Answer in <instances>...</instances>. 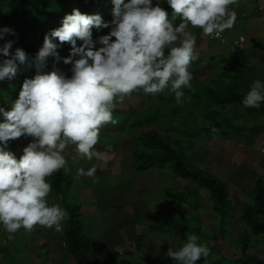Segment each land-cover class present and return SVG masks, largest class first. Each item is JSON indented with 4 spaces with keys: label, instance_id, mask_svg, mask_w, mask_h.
Segmentation results:
<instances>
[{
    "label": "clouds",
    "instance_id": "clouds-1",
    "mask_svg": "<svg viewBox=\"0 0 264 264\" xmlns=\"http://www.w3.org/2000/svg\"><path fill=\"white\" fill-rule=\"evenodd\" d=\"M111 3L110 22L100 14L73 9L60 27L45 34L42 47L32 58L21 48L11 52L15 41L5 38L17 33L0 27V41H5L0 45V82L13 80L20 66L35 68V75L24 79L11 109L0 107V226L10 234L21 228L30 232L36 226L62 232L68 213L59 204H49L48 178L68 170L65 149L74 146L77 156L88 161L106 160L107 154L95 148L100 129L117 120H113L117 103L137 91L156 97L170 89L176 103H183L184 90L191 88L193 79L190 66L199 58L190 28L219 38L237 20L230 6L238 0ZM162 3L172 10L170 18ZM177 20L180 22L174 26ZM93 29L108 32L94 39ZM239 39L235 44L243 43ZM65 43L70 51L62 58L58 48ZM49 58L53 59L50 71L46 70ZM60 62L70 65V75L56 67ZM262 103L264 81L257 79L242 104L258 109ZM21 137H30L31 142L18 158L9 144ZM96 171V165L87 170L81 167L76 175L93 178ZM209 255L210 249L196 235L167 252L174 264H197Z\"/></svg>",
    "mask_w": 264,
    "mask_h": 264
},
{
    "label": "rangeland",
    "instance_id": "rangeland-1",
    "mask_svg": "<svg viewBox=\"0 0 264 264\" xmlns=\"http://www.w3.org/2000/svg\"><path fill=\"white\" fill-rule=\"evenodd\" d=\"M165 6H167L166 3L161 4L162 8ZM169 11L170 10H168L170 16L171 13ZM2 14H4V12H2ZM244 19L245 17L241 15L239 21L238 19L236 20L233 28L229 29V32L222 33V37L220 36L218 39L225 38V40H227L228 38H231V36L234 38L244 36L242 31L245 29V23L249 21V19L246 21ZM4 21V17L0 15V23ZM250 21L251 23L253 22L251 19ZM179 22L180 21L177 20L174 26H177ZM259 23L262 24V26L259 24V29L261 28L259 31V41L251 40V42L245 43L249 37L244 36L246 40L243 39V43L236 44V47L243 50L242 47H244V49H249L255 45L258 47V50H264V21H259ZM192 32L195 33V31ZM197 33L198 32L195 34ZM225 34L227 36H225ZM195 39L198 43L209 42L201 37ZM3 43V41L0 42V45ZM224 46H226V44H224ZM259 46L262 48H259ZM234 49V46H228V50ZM258 50L256 52H249H253L255 56L259 57ZM198 51V60L194 61L192 66H190L193 68L192 80L204 82V84L210 82L209 87L215 88L218 85V82L212 84V80H216L218 77L215 76V74H218L222 71L224 66H227L229 68L227 70L231 73H235L236 75V72H239L237 74L244 76L246 80L251 81L241 87V91H249L253 81L257 79L264 81V65L259 64V61L257 60H251V64H249L246 69H237L239 70L237 71V65H233L231 62V60H234L235 57L237 58L236 54L227 51L224 53L216 46L206 47L205 50L202 51L200 49ZM207 57H210L211 60H208ZM240 58L241 57H238V59ZM20 70L22 73H20ZM210 76H212L211 79ZM16 77L11 81L5 80L0 82V97L8 99L18 97L22 83L26 78L22 66H20ZM196 86L198 88H195V90L193 89L189 95L184 98V102L181 104H176L175 99L171 98L169 93H163L167 98L163 97L161 102L164 106L161 110H159V113L157 114L156 110H152L156 108H152L150 117H144L141 119V116H139V118L133 120L134 128L137 129L143 124L146 125V123H149L151 126L145 127V130H152L158 127L157 131H160L161 133L178 141L183 146H186L189 141L187 134L183 132L175 133V130H170L171 127H177L180 129H186L188 127L187 130H191V128L196 130L203 125L204 122L202 121V116L207 113L208 108H210V110L216 109L225 116L231 124L230 128H226L229 129L228 131H230V135L236 134V128L242 129L246 127V130L249 129V127L252 128L253 125L257 123V119L259 124L262 123L264 126V116L259 117L258 115H247L237 105L216 108L205 98L203 91H200L203 85L199 86L197 84ZM199 87L201 89H199ZM145 102L147 101L142 103ZM1 104L2 102L0 100V107ZM125 104L132 107L128 101L125 102ZM148 107H151L150 103H148ZM181 107H184V111L181 112L184 114L179 115ZM7 108H5V110H10L9 107ZM174 109L176 111L172 114V117L169 112ZM120 113L121 112H113V120H116ZM132 113V115L138 117L137 110H132ZM128 115L129 114H123L121 119H117L114 123L110 122V130L108 131V134H102L96 146L101 147L102 149L112 150L116 140H118L117 144L121 143L120 138L122 135V144H125L122 147L124 153H130L134 146H137L138 144L135 139L136 137L133 135H127L128 137H135L132 138L134 140L128 139L124 136V134H120L119 131H113L115 127L124 125L123 121L128 117ZM0 122H2V118H0ZM123 128L124 127H120L121 133H126L125 130H122ZM131 132L137 135L138 130ZM245 135L246 133L232 138L231 140H220L215 137H207L204 135L195 137L193 154L188 156L190 162L194 166L198 167V169H201L204 172L208 171L213 176L226 183L231 206L233 207V213L231 215L233 222L229 224L226 234L220 237L217 241L209 238L199 239V243L205 244L209 249L213 247L216 248L217 252L226 259H235L237 257L236 246L238 245L240 234L244 231L243 225L239 219L240 212L243 204L252 206L251 188L253 187L255 177L258 178V175H256L257 173H255L257 172V169H254V166L252 167V165H249L247 162V156L250 153L249 150L251 147L248 146L245 139L242 138V136ZM253 144L256 146L258 144L261 145L260 149L264 150V135H260V138L257 137ZM68 157L73 160L72 154ZM130 162L132 163V168L124 171L123 174L114 175V178L97 175L93 178H87L81 182H76L74 180L75 175L70 167H67V171L61 169L60 172L66 175L68 180L63 183L62 191L58 192L53 189L52 184L54 183L51 178H48V182L51 184V192L48 197L49 204H59L67 211V213L73 208L75 209L80 219L82 231L90 243L91 250L95 253V260H98L99 264H174L172 259L167 256L166 252H168L169 248L173 250L178 249L186 241L182 240L179 237V234L170 237L169 234L153 232L150 227L159 220H178V217L174 212V208L178 211L179 208L186 207L188 209L187 215L189 216V211L194 213V205L199 204L197 213H199L202 218V224L206 229L212 231L215 230V219L208 216V213L211 210V202L208 195L204 190L194 186L199 193V196L195 195L192 192L193 186H190L192 188L187 190V193L189 194H185L183 198H178L177 201H174L175 203L172 202V206L171 201L168 200L165 193L168 192V190H179V192H182V189L188 184V182L175 177L170 172L168 166L162 169L159 164H155L149 170L138 173L134 169L132 156L130 158ZM80 163L82 165H86L88 161L86 160ZM138 179L143 182L145 187L133 184V182ZM262 181L264 180L262 179ZM111 188H114L113 198L115 199V205H117L116 200L121 199L123 205L129 202L132 203V209H128V207H126L125 210L127 212L126 214L130 216V219L136 221V224L133 227L136 235L144 236V246L141 250H136L137 246L134 245V241H128L124 238L125 233H127L126 229L119 227L116 230L118 233L115 231L114 234L120 235L122 243L114 245L115 248L110 251V255H106L104 251H101L100 253L93 249L91 244L93 239L97 235L102 234L103 230L109 228L110 225H114L115 218L114 216L110 217V212L108 211L113 207V204L111 203L113 199L109 197L111 194ZM122 189L126 191L127 195L123 193L124 196L121 195L116 198L115 192ZM185 202H188L191 208L186 206ZM122 204L120 202L119 205ZM82 210L83 213L81 212ZM179 215H182L181 211L179 212ZM195 215L196 214H194V216ZM181 218L184 217L181 216ZM190 224L195 225L194 222ZM3 230V227L0 226V239L4 237ZM119 231H121V233H119ZM5 236H15V238L13 241L6 240L9 241L7 244H4V240L0 241V264H74L71 256H69L66 252L64 238L62 237L61 232L57 233L53 229L36 226L30 232L25 231L23 228L14 234H10L5 231ZM47 237L53 240L54 246L53 244L49 245V239L47 240ZM43 240L44 243H42ZM262 246L263 245H260L259 248H263ZM9 247L12 249L8 252ZM107 247H109V249L111 248L110 245H107ZM161 252L165 253V256L161 257ZM112 253L114 256H111Z\"/></svg>",
    "mask_w": 264,
    "mask_h": 264
},
{
    "label": "trees",
    "instance_id": "trees-1",
    "mask_svg": "<svg viewBox=\"0 0 264 264\" xmlns=\"http://www.w3.org/2000/svg\"><path fill=\"white\" fill-rule=\"evenodd\" d=\"M112 8L113 5L111 0H1L0 15L4 17L5 21L0 23V26L10 27L17 33L15 37L6 36L5 38V40L15 41L10 51L14 53L16 48H21L32 58L42 47L45 34L50 30L60 27L63 17L66 14H71L73 9H78L82 14H100L105 22H110L112 19ZM2 12H4V14H2ZM92 31L94 39L98 35L108 32L107 29L100 33H97L95 29ZM54 42L59 44L58 41ZM259 48L262 47L259 46ZM69 51L70 46L66 43L60 45L58 48L59 55L62 58H66ZM248 54L250 53H246V55ZM258 55L259 57L252 53V55H250L252 57L251 60H257L259 64L264 65V50L260 49ZM52 65L53 59L49 58L48 68L46 70H52ZM56 67L70 75V65L67 66L60 62ZM22 68L26 78H32L35 75L34 67L29 68L25 65L22 66ZM238 68L241 69L239 66ZM227 69L229 68L224 66L222 71L215 75L218 76L216 80H212V84L218 82L215 88L209 87L210 82L205 84L204 82L198 83L199 86L203 85L202 89L200 87L199 89L203 91L205 98L216 108L237 105L247 115H258L259 117H263L264 103H262L258 109L246 108L243 106L242 101L248 91H241V87L244 86L246 79L235 77V73H231ZM20 73H22L21 70ZM211 78L212 76H210V79ZM0 100L2 105H4L10 103L12 99L0 97ZM175 111L176 110L170 111V116H172ZM183 111L184 107H181L179 112L181 113ZM121 115L122 113H120L117 119H119ZM150 115L151 111H149V116L144 117H150ZM144 117H141V119ZM202 121L205 124L203 123V125L196 130L192 128L191 130H187L188 127L186 129L171 127L170 130H175V133L183 132L187 134L189 141L186 146H183L178 141L157 131L158 127L152 130H145V127L151 126L149 123H146V125L143 124L137 129L134 128L133 123L130 127L124 126L122 129H131V131L138 130L136 136L138 150L132 153L136 172L140 173L147 171L155 164H159L162 169L168 166L170 172L175 177L188 182L182 189V192H179V190H168V192L165 193L168 200L171 201V205L172 202L175 203L174 201H177L178 198H183L185 194L188 195L189 193H187V190L192 188L190 186H193L192 192L195 195L199 196V193L194 186H197L207 193L211 202V210L208 216L215 219V230L206 229L202 224V218L199 213H197L199 204L194 205L195 212L191 213V211H189V216L187 215L188 209L186 207L179 208L178 211L174 208L178 220H159L150 227L151 231L169 234L170 237L179 234V237L184 241L191 235H196L199 239L209 238L217 241L226 234L229 224L233 222L231 219L233 207L231 206L226 183L213 176L210 172H204L198 169V167L194 166L188 159V156L193 154L195 137L204 135L207 137H215L220 140H231L232 138L246 133L242 138H244L247 143L253 144L257 137L264 135V126L262 123L259 124L258 119L257 123H255L252 128L249 127L247 130L246 127L242 129L236 128V134L230 135L229 129L226 128H230L231 124L225 116L216 109L210 110V108H208L207 113L202 116ZM213 128H215V131H212ZM50 178L54 183L52 184L53 189L58 192L62 191L63 183L68 180L67 176L60 171ZM251 201L252 206L243 204L240 212L239 219L243 225L244 231L240 234L238 245L236 246L237 257L235 259H226L213 247L210 248L209 257L206 260L202 258L197 264H264V181L257 177H255L253 187L251 188ZM185 205L191 208L188 202H185ZM180 211L182 212L181 216L184 218H181L179 215ZM194 214L196 215L194 216ZM193 222L195 225L190 224ZM61 233L64 238L66 252L71 256L74 264H99L98 260H95V253L91 250L90 243L82 231L80 219L74 208L68 211V218L64 221L63 231ZM143 237L144 236H137L135 232L132 234V240L137 246L136 250H141L144 246ZM260 245H263V248L260 247V249ZM110 251L112 250L105 248L104 253L110 255ZM113 253L111 256H114ZM163 256H165V253L161 252V257Z\"/></svg>",
    "mask_w": 264,
    "mask_h": 264
},
{
    "label": "crops",
    "instance_id": "crops-1",
    "mask_svg": "<svg viewBox=\"0 0 264 264\" xmlns=\"http://www.w3.org/2000/svg\"><path fill=\"white\" fill-rule=\"evenodd\" d=\"M164 9L166 11L170 10L169 11L170 13L172 12V10L168 6H165ZM230 9L236 12L238 21H239V18L241 17V15L245 17V19H244L245 21L247 19H249V21L245 23V29L242 31L243 35L245 37H249V39L246 40L244 38V36H240L246 40L245 43L251 42V40L259 41V31L261 30V28L259 29V24L262 26V24L259 23V21H261V22H262V20L264 21V0H238V3L235 5H231ZM170 16H169V18H170ZM250 19L253 21L252 23H251ZM263 29H264V25H263ZM190 31H195V33L198 32L197 34L192 32L193 35L195 36V38L201 37L202 39H206L209 41L208 43L196 42V47L198 50L201 49L203 51V50H205L206 47L216 46V47L220 48L222 50V52H224V53L227 51V52L236 54L237 58L235 57L234 60H231L233 65H237L236 70L239 69L238 65L240 68L243 67V65H244V67L241 69H246V67L251 63L252 57L250 55H252L253 52H256L258 50L257 49L258 47L255 45L250 47L249 49H247V48L244 49V47H242L243 50L236 47L237 45L235 44V42H237V39L240 38L239 36L237 38H234L231 36V38H228L227 40H225V38H222V39L215 38L214 35L213 36H204L202 34V30H200L199 28H190ZM226 32H229V30H225V32H223V33H226ZM103 34H105V33H103ZM225 36H227V35L225 34ZM224 44H226V46H224ZM228 46H234L235 49L234 50H228ZM249 51H253V52L250 53ZM258 52H259V50H258ZM246 53H250V54L246 55ZM165 54H167V50H166ZM238 57H241V58L238 59ZM207 59L211 60L210 57H207ZM192 64H191V66H192ZM189 71L192 73V76H193V68L190 67ZM237 71H239V70H237ZM237 73H239V72H236L235 77H239L240 79H242V78L245 79L244 76H241ZM215 75H217V74H215ZM240 82H241V80H240ZM248 82H251V81L246 80L244 82V86H245V84H248ZM198 83L199 82H197L196 80L191 81V88L184 90L185 91V97L187 95H189V93L193 89L195 90V88H198L196 86ZM165 92L169 93L170 97L175 99V94L173 92H171L170 89H165V91L163 93H165ZM163 93L158 94L156 97H152L150 95H145L142 91H137V92L133 93L131 96L126 97L123 102H118L117 106L113 112H121L122 115L123 114L124 115L129 114V115L123 121L124 125L123 126H117L119 128L115 127L113 129V131H119L120 134H124V136L128 139L135 138L137 135L132 133L131 129L130 130L124 129L126 131V133L125 132L121 133L120 127H124V126L130 127L131 125H133V123H134L133 120L136 119V116L132 115L133 114L132 110H137V114H138L137 116L138 117L139 116H141V117L149 116V111H152V110H156V112L158 113L159 110H161L164 106V104H162V102H161L163 100V97L167 98L165 96V94H163ZM16 99L17 98H15V100ZM15 100H13V98H12L10 103L4 104V105L1 104V107H4V108L9 107L11 109V105H12V103H14ZM127 101L130 102L132 107H129L127 104H125V102H127ZM144 101H147V102L142 103ZM139 102H140V104H139ZM148 103H150V106H151L150 108L148 107ZM135 107H137V108H135ZM152 108H156V109H152ZM181 114H184V113H180L179 115H181ZM122 115H121L120 119L122 118ZM109 130H110V127L107 124L104 125L100 129V136L102 134H108ZM128 130H129V132H128ZM127 135H130V136L133 135L135 137H130V136L128 137ZM122 137L123 136L121 135V138H120L121 143L117 144L118 140H116V143L114 144V147H112V150H110V149L106 150V149H102L101 147L95 146L97 151H100V152L107 154L108 158L104 161H97L95 159H93L92 161H88L85 158H80L77 156V153L75 151L74 146H69L68 148H66L65 149V157L68 160L67 167H70L73 174L75 175L74 180L76 182H81V181H84L88 178V177L77 178L76 170H77V168H81V167L87 170L88 168H91L93 165H96L97 171L95 173V176H97V175L103 176L104 175V176H109L112 178H114V175H119L121 173L123 174L124 171L130 170L132 168V163L130 162V158L132 156V153L138 150V144H137V146L136 145L134 146V148L131 150L130 153L125 154L124 150L122 148L125 145V144H122L123 143ZM258 138H260V137H258ZM132 140H134V139H132ZM30 142H31L30 137L29 138L21 137L15 141L10 142L9 150L12 151L13 153H15L17 155V157L19 158V156L22 155L23 148L26 147L27 144ZM247 145L251 147V149L249 150L250 153L247 156V162L249 165L251 164L252 167L254 166V169H257V172H255V173H257L256 175H258V178L260 177L261 179L264 180V157H262V156H264V152H261V150H262V149H260L261 145L258 144L256 146L255 144H249V143H247ZM19 149H21V150H19ZM262 151H264V150H262ZM71 154L73 155V157H76V159L79 161L78 163H76L74 161V159L73 160L69 159L68 156H70ZM86 160L88 161V163L86 165H82L80 163V162L86 161ZM259 170H260V172H259ZM133 184H136V186H141V187L144 186L143 182H141V180H139V179L136 180L135 182H133ZM141 187H138V188H141ZM123 190L124 189L117 190L115 192V197L117 198L118 196H121V195L124 196L123 193H125L127 195L126 191L125 190L123 191ZM113 193H114V188H111V194L109 197H111L113 199V201H111V203L113 204L112 205L113 207L111 210H108V211L110 212L109 213L110 217L114 216V218H115L114 225H112V226L110 225L109 228H107L106 230H103V233L100 235H97L93 239V241L91 242L93 249L95 251L100 252V253H101V251H104L105 248L109 249V247H107V245H110V247H111L110 250H112L115 248L114 245H117L118 243H120V244L122 243L121 242L122 238H120V235L114 234L118 227L122 228V229H126L127 233L124 232L125 233L124 238H126L128 241H133L132 240V234L135 232L133 227L136 224L135 223L136 221H134L133 219H130V216L126 214L127 212L125 210L126 207H128V209L129 208L132 209V205H131L132 203L129 202V203L123 205L122 199H121V200H116L117 205H115V203H114L115 199L113 198ZM120 202L122 205H119ZM81 212L83 213V210ZM126 218H127V220H126ZM119 233H121V231H119ZM3 236L4 237H2L0 239V241L4 240V244H7L9 241H13L15 238V236L14 237L13 236L12 237L5 236V230H3ZM48 239H49V242H48L49 245L53 244V246H54L53 240L47 237V240ZM6 240H9V241H6ZM42 243H44V240ZM46 243H47V241H46ZM11 249L12 248L9 247L8 252L11 251Z\"/></svg>",
    "mask_w": 264,
    "mask_h": 264
},
{
    "label": "built area",
    "instance_id": "built-area-1",
    "mask_svg": "<svg viewBox=\"0 0 264 264\" xmlns=\"http://www.w3.org/2000/svg\"><path fill=\"white\" fill-rule=\"evenodd\" d=\"M239 42H242V38L239 39ZM135 245V244H134Z\"/></svg>",
    "mask_w": 264,
    "mask_h": 264
}]
</instances>
